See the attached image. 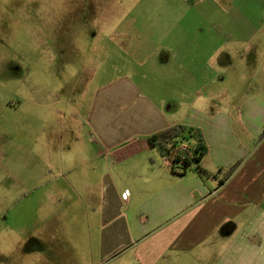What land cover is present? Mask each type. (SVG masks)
I'll return each instance as SVG.
<instances>
[{
    "label": "crops",
    "instance_id": "0c3cea01",
    "mask_svg": "<svg viewBox=\"0 0 264 264\" xmlns=\"http://www.w3.org/2000/svg\"><path fill=\"white\" fill-rule=\"evenodd\" d=\"M174 1L167 8L176 24ZM141 19L129 13L118 29L93 36L106 43L105 60L114 53L109 45L121 41L114 48L124 60L121 74L104 71L85 131L73 128L79 136L67 141L65 125L46 126L50 151L41 159L32 153L30 161H41L46 182L38 186L27 176V199L64 194L74 197L68 204H89L83 221L94 231L82 230L80 237L95 245L101 264H264V8L245 27L207 24L200 41L176 27L144 28ZM229 54L234 59L227 60ZM178 124L203 134L208 151L199 169L173 170L149 140ZM54 170L62 179H47ZM63 221L43 220L52 229L70 226ZM70 241L58 235L48 243ZM61 253L79 258L59 250L50 255Z\"/></svg>",
    "mask_w": 264,
    "mask_h": 264
},
{
    "label": "rangeland",
    "instance_id": "374dc122",
    "mask_svg": "<svg viewBox=\"0 0 264 264\" xmlns=\"http://www.w3.org/2000/svg\"><path fill=\"white\" fill-rule=\"evenodd\" d=\"M138 2L0 0V264H101L95 245L80 237L82 230L94 231L93 227L85 229L83 221L85 215H91V206L88 204L85 209L84 201L79 199L68 204L74 197L64 194L52 199L42 195L27 199L26 180L34 175L30 183L40 186L46 182L38 160L43 158L44 149L50 151L45 147L49 146L46 126L65 125L67 141L68 137L73 140V135L79 136L73 134V128L78 132L87 122L85 117L89 115L94 91L107 79L104 76L108 72L104 71L121 74L124 60L114 49L121 41L109 45L114 53L110 52L105 60L102 55L106 43L97 42L93 37L97 32L116 30L121 27L123 17L139 13L140 23L146 24L144 28L176 27L188 30L192 40L200 41L204 38L200 29L207 24L212 26L213 22L223 20L230 29L239 22L245 27L251 14L264 8V0L246 4L237 0L230 5L229 1L222 5L218 0H197L194 4L176 0L171 2L179 13L175 24L167 8L169 0H145L139 5ZM178 45H185V40ZM230 59H234L232 54L227 55V60ZM148 71L144 69L145 73ZM163 86L156 85L159 90ZM150 87L154 88V84ZM181 141L191 143L187 136ZM32 153L39 155V163H30ZM52 173L51 177L46 174L47 179H62L60 171ZM64 204L65 212L58 214ZM63 218L71 223L69 227L52 229L46 224L49 222H43L45 219L64 222ZM58 235L71 239V244L48 243L49 238ZM55 250L74 252L79 258L72 260L63 253L50 255ZM114 264L122 263L118 260Z\"/></svg>",
    "mask_w": 264,
    "mask_h": 264
},
{
    "label": "trees",
    "instance_id": "16d2710c",
    "mask_svg": "<svg viewBox=\"0 0 264 264\" xmlns=\"http://www.w3.org/2000/svg\"><path fill=\"white\" fill-rule=\"evenodd\" d=\"M184 136H187L191 143H183L181 138ZM262 136H264V132ZM149 140L159 153L170 162L173 170H186L192 166L199 169L198 164L208 151L201 130L182 124L164 129L152 135ZM183 144L185 145L184 149L181 148ZM239 163L238 161L224 172L223 180H227L233 174Z\"/></svg>",
    "mask_w": 264,
    "mask_h": 264
},
{
    "label": "built area",
    "instance_id": "2783aa9c",
    "mask_svg": "<svg viewBox=\"0 0 264 264\" xmlns=\"http://www.w3.org/2000/svg\"><path fill=\"white\" fill-rule=\"evenodd\" d=\"M181 148L184 149L185 146L184 145H181ZM165 160H166L167 165L171 166L170 162L167 159H165Z\"/></svg>",
    "mask_w": 264,
    "mask_h": 264
}]
</instances>
